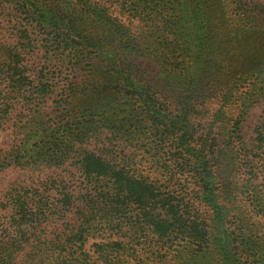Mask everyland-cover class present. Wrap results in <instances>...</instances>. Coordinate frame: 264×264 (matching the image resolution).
<instances>
[{"label":"trees","instance_id":"trees-1","mask_svg":"<svg viewBox=\"0 0 264 264\" xmlns=\"http://www.w3.org/2000/svg\"><path fill=\"white\" fill-rule=\"evenodd\" d=\"M11 1L18 15L0 11V130L19 144L5 166L56 171L9 193L0 264H72L93 237L104 241L95 244L103 263L129 250L125 240L151 239L159 264H264L253 233L264 210L243 207L239 130L223 108L238 77H264V19L228 0H115L132 30L112 3ZM213 99L215 117L200 131ZM256 133L264 155V120ZM136 151L190 199L154 186L131 165ZM177 235L185 245L164 246Z\"/></svg>","mask_w":264,"mask_h":264},{"label":"rangeland","instance_id":"rangeland-1","mask_svg":"<svg viewBox=\"0 0 264 264\" xmlns=\"http://www.w3.org/2000/svg\"><path fill=\"white\" fill-rule=\"evenodd\" d=\"M89 1H97L99 3H106L107 5L112 3L109 8L111 15L118 17L120 21L130 23L132 30L136 29V21L128 18L127 14L121 11L120 7L116 4L119 2H115V0L110 2L106 0ZM177 1L182 3L185 0ZM228 3H234L232 4V7L235 6V3H241L242 8L244 9L243 11L241 10V14L252 16L256 13L259 17L258 21L264 19V0H228ZM12 8L13 2L11 0H0V11L3 9L5 10V13H9V11L12 10L13 14L18 15V12H13ZM1 16L2 15L0 14V17ZM8 18L9 16L6 17V19ZM218 21L219 23H222L223 19L218 18ZM128 61H132L136 66L142 69L149 78L159 72L158 68L147 60L128 57ZM60 69L63 72V77L64 74H68L65 73L68 72V70L65 71L66 68L61 67ZM68 79H70V76ZM58 81L62 82L61 80ZM235 83L237 86L234 89L232 102L223 107L224 114L227 115V126L233 125V122H236L239 130V139L233 140L234 147L232 150L240 160V168L238 174H236L233 179L235 180V186L237 188L239 187L238 192H240V197L243 200L242 204H244L243 207L245 211H249L253 205H256L257 211L261 213V208L264 210V155L259 152L260 150L254 147V143H256V129L264 120V77L261 79H246L242 76L238 77ZM215 101L216 100L213 99L211 103H208V113L203 116L204 118L203 122H201L200 131L207 129L209 121L215 117L213 116L214 112L218 109L217 102ZM216 126L218 127L217 123ZM216 126L212 125L213 128L211 129L213 131L217 130ZM9 131L10 130H0V160L3 161V164L0 163V222L3 221V217L5 218L6 214H10V212L7 211L5 204L10 192L21 190L22 187L28 190L30 186L37 184L38 179L44 178L50 175V172L56 171V169L44 167H21L13 164L5 166L7 158H9L8 154L19 144V141H15V135L10 134ZM16 136H19V133ZM138 152L132 154L135 157L131 158V165L139 170L143 169L144 171H149L148 173H151L149 179L153 182L154 186H161L165 189L169 188L170 190L173 189L175 194L177 192L180 193L178 197H185L184 200L186 201L190 199V194L187 192L189 189L184 191L182 189L179 190V185L174 183L173 180L167 182L168 177L161 172L155 171V168H151L147 159L141 160L142 155ZM143 155L147 156L146 154ZM174 180H176V178ZM252 193H254L253 195L256 197L259 196L260 199L249 202ZM198 208L197 213L202 217H206V222H209L211 210L205 205H200ZM258 219L259 220L253 219L255 223L253 226V233L264 241V216ZM6 226L8 225L5 223L0 224V245L8 239V230ZM100 242L104 241L100 238H87L83 246L85 256L79 255L73 260V262L71 260V263L111 264L119 260L118 264H159V261L153 257L152 251L148 248V245H151V239L147 240L145 243H128L127 240H125L124 244H127L126 246L129 248L127 252L130 254H127V252H121L119 259L112 255L107 256L110 261H105L104 263L97 257V246L95 244ZM166 242H168V240ZM185 243L186 240L177 235L171 238L169 244H164V246L172 245L182 247ZM101 247H103V245H101ZM130 249H133V252H131ZM166 261V264H176L172 260L166 259Z\"/></svg>","mask_w":264,"mask_h":264}]
</instances>
